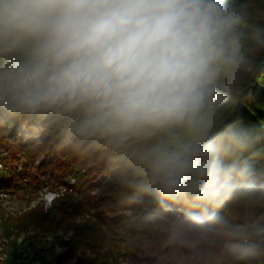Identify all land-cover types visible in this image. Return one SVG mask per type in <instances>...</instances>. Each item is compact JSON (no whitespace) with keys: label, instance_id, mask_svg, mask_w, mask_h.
<instances>
[{"label":"clouds","instance_id":"1","mask_svg":"<svg viewBox=\"0 0 264 264\" xmlns=\"http://www.w3.org/2000/svg\"><path fill=\"white\" fill-rule=\"evenodd\" d=\"M220 0H0V44L26 55L0 73V100L24 112L82 109L85 124L125 136L191 126L222 55ZM154 182L218 192L213 148L156 145Z\"/></svg>","mask_w":264,"mask_h":264},{"label":"rangeland","instance_id":"2","mask_svg":"<svg viewBox=\"0 0 264 264\" xmlns=\"http://www.w3.org/2000/svg\"><path fill=\"white\" fill-rule=\"evenodd\" d=\"M236 13L223 18L222 55L211 80L221 85L246 76L264 38V0H249ZM59 110L44 141L21 136L29 155L23 175L0 184V264H77L68 261L75 252L59 256L69 246L86 264H264V177L221 192L203 216H183L155 206L158 197L135 193L143 184L126 177L129 168L110 167L111 159L125 162L121 155L136 145L133 133L106 134L101 142L82 129L86 116L71 122ZM65 130L78 140L77 154L90 147L84 158L71 153L50 160L60 149L55 133Z\"/></svg>","mask_w":264,"mask_h":264},{"label":"trees","instance_id":"3","mask_svg":"<svg viewBox=\"0 0 264 264\" xmlns=\"http://www.w3.org/2000/svg\"><path fill=\"white\" fill-rule=\"evenodd\" d=\"M248 2L249 0H220L222 19L238 14L237 8ZM262 40L258 55L252 60L250 69L244 70L246 76L233 77L234 80L231 82V79H226L222 81V85L210 82L204 105L191 126L162 131L145 130L131 134L130 141L136 145L127 147L121 155L125 156V162L117 157L111 159L110 167L115 171L122 166L131 170L126 177L133 175L129 180L141 181L142 190L144 189L141 192L136 189L135 193L144 197H158L159 200L155 199V206L159 208L163 205L167 210L174 208L184 213L183 216L197 218L208 212L219 199L221 192L240 183L252 186L258 182L252 178L264 177V38ZM25 55V51L19 47L0 44V73L6 72ZM57 108H60L58 113L71 122H82V116H86L82 109ZM53 110L42 109L36 113H28L8 101L0 103V158L5 166L4 171L0 172V184L10 183L16 177L23 175L21 169L29 155L21 146V136L36 145L44 141L45 133L51 132L50 124L55 120ZM82 129L85 133L91 132L97 135L101 142L106 136L86 124ZM53 141L59 144L60 149H58L59 153H52L50 160L52 157L56 160L59 156L71 153L74 157L84 158L86 152L83 151L90 148H85L83 153L77 154L81 150L80 146L74 148L78 140L70 137L67 130L62 131L61 134L55 133ZM193 141L209 144L213 148L212 159L221 169L217 194L201 195L195 181L178 194H166L154 182L149 163V150L156 145L174 146ZM130 154L132 155L128 157ZM82 157L81 161H83ZM106 158L107 154L104 153L101 160L105 161ZM131 195H124L123 201L128 200ZM77 249L69 246L59 256L67 258L68 253L75 252L74 257L68 261L75 260L77 264H86L77 255Z\"/></svg>","mask_w":264,"mask_h":264}]
</instances>
